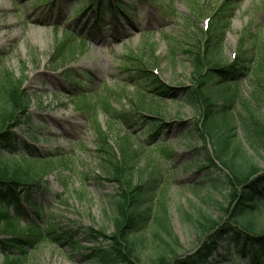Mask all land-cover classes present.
Instances as JSON below:
<instances>
[{
    "label": "rangeland",
    "instance_id": "374dc122",
    "mask_svg": "<svg viewBox=\"0 0 264 264\" xmlns=\"http://www.w3.org/2000/svg\"><path fill=\"white\" fill-rule=\"evenodd\" d=\"M98 1L93 12L80 14V5L89 0H0V74L8 73L23 101L10 132L21 149L31 147L51 158L36 164L51 169L43 172L42 188L29 194L34 209L21 202L18 224L12 207L11 218L0 217V240L13 234L9 225L20 233L28 232L30 225L56 234L44 232L30 247H22V255L13 251L18 264H102L86 257L93 246L104 245L93 243L91 231L103 229L109 238L115 230L116 187L106 180L110 176L102 165L108 156L102 151L122 160L119 152L125 149L134 157L129 164L139 181L161 177L154 201L167 205L180 256L191 254L202 242L186 214L190 219L203 214L226 221L217 203L231 208L225 195L236 188L229 184L214 190L205 180H223L225 171L204 168L202 139L191 131L197 113L184 104L181 94L194 76L188 50L196 48L189 47V40L210 28L218 31L221 41L208 59L234 68L238 79L228 78L209 91L216 92L218 106L232 118L239 152H244L237 156L246 155L264 171V151L251 150L240 128L241 119L250 123V114L264 122V0H110L118 5L114 9L109 0ZM58 51L64 59L53 64ZM140 69L152 71L168 91L177 92L176 98L151 92ZM2 97L0 90V104ZM156 112L169 126L150 139V116ZM7 152L1 147V154ZM36 166L30 165V171ZM194 183L203 187L196 190ZM259 220L264 223V207ZM77 228L83 233L69 235L76 242L74 249L65 236L57 240L60 232ZM149 234L135 239L148 240ZM145 245L148 241L137 246L143 259L150 250ZM9 261L0 254V264ZM210 263L225 260L214 257Z\"/></svg>",
    "mask_w": 264,
    "mask_h": 264
},
{
    "label": "trees",
    "instance_id": "16d2710c",
    "mask_svg": "<svg viewBox=\"0 0 264 264\" xmlns=\"http://www.w3.org/2000/svg\"><path fill=\"white\" fill-rule=\"evenodd\" d=\"M197 36L189 40L191 42L189 47L196 48V51L188 50V54L193 58V81L190 87L181 89V94L184 104L197 113L198 120L193 119L191 131L197 132L202 139V147L206 153L204 168L219 166L225 171L223 180L208 176L205 180L214 190L221 185L228 188L229 184L239 189V191L233 189L231 193L226 189L229 193L225 195L226 201L232 205L231 208L229 206L224 208V203H217L226 221L212 219L203 214L196 219H190L191 215L186 214V219L198 230L202 242L191 254L180 256V246L173 236L167 205L161 199L154 201L159 180L162 181L161 177L155 179L151 175L148 180L139 181L133 176V163L129 164V160H133L134 157L128 156L125 149H120L119 152L122 160L111 158L106 154L107 151H102L108 156L103 160L105 165H102L105 175L110 176V179L106 180L116 187L113 202L115 215L112 217L115 230L113 236L109 238L104 236L103 229L95 232L89 230L93 236V243L98 245L104 242L103 246H93L89 250L86 255L89 259L102 264H211L214 257H219L225 260V264H264V223L259 220V210L264 207V171L255 167L246 155L244 158L237 156L244 152H239L240 142L235 139V127L229 123L232 118L225 117L228 111L223 106H218L216 92L209 91L210 88L223 85L228 78H238L234 77V68L230 69L217 60L208 59L217 52L220 45L218 31L210 28ZM62 59L64 57L58 51L52 62L58 64ZM202 63L204 66H201ZM138 71L145 77L146 87L155 95L163 99L166 95L176 98L177 92L168 91V87L161 84L152 71L148 69ZM206 78L210 80L209 83L206 82ZM214 80L216 81L213 82ZM17 89L6 71L0 74V90L5 97V99L2 97L4 103L0 104V150L1 147L8 149L7 153H0V208L4 210L0 211V217L11 218L8 213L12 207L15 210L13 219L18 224L19 204L24 202L34 209L35 204L31 202L29 194L42 188L45 183L42 181L43 172L51 169L47 167L41 169L36 164L44 163L51 158L34 152L31 147L21 149L17 146L16 136L10 132L12 128L10 124L16 122V115L23 108L22 96L18 94ZM249 117L250 123L247 124L246 118L240 122L244 140L251 150L264 151V122L261 123L251 114ZM150 118L152 131L149 138H154L169 126L162 119L161 113L156 112L155 116ZM178 123L180 126L183 125L181 121ZM183 140L187 139L184 137ZM187 142H189L187 146L192 147L190 141ZM18 155L20 158L16 157ZM30 165L37 168L31 172ZM106 165H109V169ZM201 187L203 186H194L196 190ZM9 226L13 227V234L10 238L0 240V254L10 260V264L20 263L19 257L11 255L13 251L22 255V247H30L37 239L43 238L44 232L45 235L56 236L53 230L41 232L37 226L28 225L31 228L25 233L30 237H25V233L15 231L13 225ZM146 231L150 232L148 240H145V237L139 238V241L135 239L137 234L141 237ZM76 232L83 233L81 228L67 229L60 232L56 238L60 240L65 236V239H70L68 244L74 249L76 242L71 240L72 236L69 235ZM146 241L148 245L145 246L150 250L143 259L137 246L144 247ZM221 246L223 252H219Z\"/></svg>",
    "mask_w": 264,
    "mask_h": 264
}]
</instances>
